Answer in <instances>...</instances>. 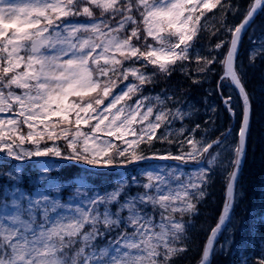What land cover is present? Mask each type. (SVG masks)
I'll use <instances>...</instances> for the list:
<instances>
[{"label":"snow or ice","instance_id":"6c2138e0","mask_svg":"<svg viewBox=\"0 0 264 264\" xmlns=\"http://www.w3.org/2000/svg\"><path fill=\"white\" fill-rule=\"evenodd\" d=\"M218 4L220 0H0V178L5 181L0 185V264H174L187 250L191 223L185 217L198 214L197 205L209 194L217 167L224 179V201L197 264H212L217 252L227 254L233 240L218 248L216 241L242 196L239 179L251 127V99L237 57L243 33L264 11V0L249 3L235 27L222 20L231 38L208 51L226 49L223 58L195 50L202 64L198 73L205 78L215 73L212 65H220L216 91L233 118L237 111L231 90L237 91L241 112L234 140H229L231 125L215 140H194L192 134L201 129L196 124L186 139L179 136L187 129L178 130L180 154L156 149L154 137L173 145L170 125L200 110L188 104L186 111L187 101L166 90L143 96L145 85L154 84L157 74L168 75L178 62L184 70L202 31L201 17ZM227 10L234 15L241 11L230 6ZM249 39L254 45L249 63H254L264 57V36ZM125 98L132 104L117 107ZM204 105V123L215 125L217 106L209 105L207 98ZM134 123L140 125L139 132ZM162 124L165 132L156 136ZM202 131L206 136L209 129ZM214 147L215 153L210 152ZM7 159L15 163L5 170ZM169 160L198 166L185 172L179 165L149 163ZM76 163L86 168L69 182L52 175ZM132 164L144 167L136 175L114 179L111 190L105 187L102 192L90 182L92 176ZM26 174L31 190L23 186ZM133 187L143 191L131 194ZM64 190L71 192L66 198ZM149 206L151 212L146 211ZM256 211L249 213L254 225L264 222V214L256 216ZM260 245L255 264H264V239ZM238 251L241 264H248L243 248Z\"/></svg>","mask_w":264,"mask_h":264},{"label":"trees","instance_id":"16d2710c","mask_svg":"<svg viewBox=\"0 0 264 264\" xmlns=\"http://www.w3.org/2000/svg\"><path fill=\"white\" fill-rule=\"evenodd\" d=\"M238 2L246 9L247 5L253 2V0H220V4L215 9L205 12V16L201 17L202 31L198 34L199 39L195 45H201L205 48L212 47L220 40L230 39V34L226 35L224 33L223 37L221 36L222 38L218 40L215 33L222 29V20L227 25L232 21L227 6L233 3L238 4ZM221 4L225 5L226 8L221 9ZM96 14H99V12L97 11ZM253 30L264 31V11H260L255 16L247 32L242 36L238 56L244 66L243 80L251 99V127L247 140L246 159L244 160L242 174L239 179L243 195L241 200L236 202V206L232 212L236 220L234 240L227 254L218 252L212 257V264H238V262H241V254L238 251L241 248H243V255L248 258V264H255V260L261 255L260 241L264 239V222H256L254 225L253 220L249 217V213L253 209L257 210L256 216L264 214V57H257L254 63H249V56L245 51L247 49V41L250 40L251 35H255ZM222 51L225 52L226 49H222ZM201 66L202 64H198L196 57L189 58V60L184 62V70L174 67L168 75L159 73L156 76L155 83L145 85L144 90L145 88L155 91L166 90V92L178 97L200 96L205 93L204 88L207 84L216 90L217 81L222 74L220 65L217 63L211 66L215 69V73H210V80L207 83H193L198 76L197 74H199L198 67ZM185 72L188 74L185 75ZM117 83L118 86H122V84H119V81ZM227 85L225 83L223 89ZM215 94L217 95V91H215ZM216 100L219 103L221 101L220 98ZM223 111L224 118L222 119H224L226 125H232L233 122L229 113L225 108H223ZM186 121L188 124L194 126L202 122V116L197 114ZM225 130L226 128L221 129V131L218 130V133L215 130L211 131L212 138L210 140L219 137ZM13 163L12 160L7 159L4 164L5 170ZM85 168L84 164L76 163L59 171H54L52 175L57 176L61 182H69L77 173ZM116 171H118L117 168L105 175L92 176L90 182L103 186L102 182L104 179L109 181L112 177L117 176ZM32 175H35V173H32ZM219 179L215 174L213 175V181L208 188L209 194L197 205L198 214L185 217V220H189L191 223V227L188 228L187 232V250L178 259L174 260V264H197V261L200 259L202 247L212 227L217 223L224 201V179ZM28 180L29 177L26 174L23 186L30 190ZM4 183V179L0 178V185ZM67 191L70 190H64L63 196ZM253 232L255 233L254 236L252 235ZM253 240L254 243H251L250 241ZM177 246L182 247V245Z\"/></svg>","mask_w":264,"mask_h":264},{"label":"rangeland","instance_id":"374dc122","mask_svg":"<svg viewBox=\"0 0 264 264\" xmlns=\"http://www.w3.org/2000/svg\"><path fill=\"white\" fill-rule=\"evenodd\" d=\"M213 2H214V0H213ZM230 7H232V8L239 7L241 9V11L238 12L237 14H235V15L232 13V11H230V19L232 21L229 22L228 25L231 26V27H235L236 25H238L240 23V21H241L240 19L243 17V11L245 10V7H243L241 4H239V2H238V4L237 3L230 4ZM224 33H225V31H224V28L223 27L217 33H215L216 34V37L218 38V40H219V38H222L223 37V34ZM251 33H252V31H251ZM225 34L227 35L228 33H225ZM261 36H264V31L258 32L257 34H255V36L251 35V37H253V38H259ZM253 46L254 45L251 43V41L248 40L247 41V44H246L247 49L245 51V53H247L248 56H249V51H250V49ZM209 48H212V47H206L205 48V47H203L201 45H195L194 50H193L192 53H190L189 58H195L196 57L195 56V50H199L201 56H209V58H211V56L215 55V56H217L218 59L223 58L224 51H222V49L220 51H218V52H211L210 53L208 51ZM244 50H245V48H244ZM22 55H24V53H22ZM137 66H139V65H137ZM175 67H178L179 69H181L179 67V62L177 64V66H175ZM151 71H152V68L149 67L148 72H151ZM197 75L198 76L195 78V80H201L204 83H207L210 80V77H209L210 73L208 74L207 78H205L202 74H197ZM120 87H122V86H120ZM204 89H205V93L202 94V95H200V96L195 95V96H185V97H178V96H174V97L179 98L181 101H187V103H185L183 105L186 111L188 110V104L195 105V107L200 110L198 113H196V114L193 115V116H195L197 114H201L202 115V122L200 124L201 125V129L198 130V135L199 136L196 137L195 135L192 134L191 138L194 139V140H200L201 137H204L207 141H209L212 138V135L210 134L211 131H214L215 130L218 133V130L221 131V129H225V128L227 129L229 127V125H226V122L224 121V119H222V118H224V111H223V103H222V100H221L220 103L216 100L217 98L220 97V95L218 93L216 95L215 94V91L216 90L213 89V87L210 86L209 84H207ZM210 91H211V95H209V92ZM163 92L164 91H155V90H150V89H146L145 88V90L143 89V96H152V97H155L157 95H161ZM223 92H224L225 95L228 94V92H229V86L228 85L224 87ZM231 93H232V96L234 97V99H233V105L236 108L237 117L234 118V121H233L234 123L231 125L232 128H233V136L232 137H229V140L230 141H232V140L235 139V133H236V129L238 127L239 116H240V112H241V105L239 103V97H238V95H237V93H236V91H235L234 88H232ZM167 94L169 95V93H167ZM139 95L140 94H137V96H139ZM137 96H133L132 101H134L137 98ZM205 98H207V102H208L209 105L215 104L217 106V113L215 115V125H208V124H205L204 123V121L206 119H208V116H206L204 114V106H205L204 105V101H205ZM126 101H127V103H126ZM132 101H128V99L125 98V101H121L120 104L117 105V107H120L121 105H125V107L127 108V106L129 104H132ZM145 103L147 104L148 101H145ZM151 103L153 105H155V106L158 107V105H157V103H156V101L154 99L151 101ZM167 106L169 108H174L175 107V105L174 104H171V103H168ZM141 111H143V109H141ZM155 111H156V107H154V113H155ZM121 115H123V113ZM153 118L154 117H149V119H153ZM53 119L55 120V118H53ZM133 127L136 129L137 132H139L140 125L134 123L133 124ZM182 127L186 128L187 130L184 132L183 136H179V139H182L183 140V139L188 138L190 136V134H191V131H192L193 127H190L187 124L186 119L183 120L182 122L179 121V120H176V121H174L170 125V129L172 130V135L169 136V139H172L174 141L173 145H169L168 143H161L160 141L156 140L155 137H154L153 138V143L155 144V148L156 149H161V150L170 149V151L172 152L173 155L180 154L179 148L175 144V138H176V136L178 134V130L180 128H182ZM205 128L209 129V131L207 132V135L206 136H205V133L202 131ZM56 130L59 131L58 128ZM83 130L87 131V127L85 126L83 128ZM165 130H166L165 129V126L162 124L161 127L159 129H157L156 136H160L163 132H165ZM21 131H23L26 134V132H27L26 126H24L21 129ZM126 138H129L130 139L131 137H126ZM112 140H113L115 146H120L121 145V141L116 140L115 137H113ZM48 143L51 144L50 141ZM58 143H59L60 147L63 149V146H64L63 140H61V142L58 141ZM26 146H28V145H26ZM141 148H146V145L145 144H141ZM113 150H115V149H113ZM189 150L190 149H189L188 145L185 144L184 151L187 152ZM215 151H216V148L215 147L212 148V149H210V152L215 153ZM144 154H149V153H144ZM0 155H2V154H0ZM149 163H151V164H155V163H167L168 165H179L180 167L183 168V170L185 172H191L193 169L197 168V166H198L197 163L194 162V161H189L187 163V165L186 164H181L180 161H173V160H169V161H149ZM141 167H144V165L143 164H132V165H129L127 168H117L118 169L117 173L119 175L118 176H115L113 179H109V181H106V184L105 185L110 184L109 187H107V189L108 190H111V188L113 186L111 182L114 179L119 178V176H123L124 174H128L130 176L131 175H136L137 169L138 168H141ZM161 174L162 175H165V173H161ZM214 174H215L216 177H218L220 179H223V175H222L219 167H217L215 169ZM138 191H143V189L136 188V187H133V188L130 189L131 194H135ZM70 194H71V192H67V194H66L65 197L69 196ZM242 195H243V193H242ZM241 198H242V196L238 199V201H240ZM121 199H123V197H121ZM114 209H115V206H113V210ZM102 210L103 209H101V211ZM146 211L151 212L152 211L151 207L149 206L146 209ZM123 215H127V213L125 212V213H123ZM157 219H158V217H157ZM235 222H236V220L233 217L232 220H231V223L228 224V227L225 228V230L221 234V237L217 240V242H216V247L217 248L219 247V245L224 244L228 239L234 240V233H235V228H236ZM129 231H131V229H129ZM99 243H100L101 246H103L104 244L107 243V240L105 239L103 241H100ZM238 264H241V262H239Z\"/></svg>","mask_w":264,"mask_h":264},{"label":"bare ground","instance_id":"6f19581e","mask_svg":"<svg viewBox=\"0 0 264 264\" xmlns=\"http://www.w3.org/2000/svg\"><path fill=\"white\" fill-rule=\"evenodd\" d=\"M259 31H254V34H257ZM243 35H244V33H243ZM253 36H255V35H253Z\"/></svg>","mask_w":264,"mask_h":264}]
</instances>
